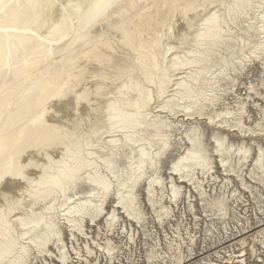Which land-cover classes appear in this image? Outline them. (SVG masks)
Masks as SVG:
<instances>
[{
    "label": "bare ground",
    "instance_id": "obj_1",
    "mask_svg": "<svg viewBox=\"0 0 264 264\" xmlns=\"http://www.w3.org/2000/svg\"><path fill=\"white\" fill-rule=\"evenodd\" d=\"M129 3L146 28L108 22ZM100 24L129 58L95 53ZM263 196L264 0H0V264H125L137 239L150 264H246Z\"/></svg>",
    "mask_w": 264,
    "mask_h": 264
},
{
    "label": "rangeland",
    "instance_id": "obj_2",
    "mask_svg": "<svg viewBox=\"0 0 264 264\" xmlns=\"http://www.w3.org/2000/svg\"><path fill=\"white\" fill-rule=\"evenodd\" d=\"M129 5V6H128ZM123 7V8H122ZM122 7H119L118 8V11H116V14L114 15L115 16V18L112 16V17H110V18H112V20H114V21H112L110 18V20L112 21H110L109 19V21L108 22H110L111 24L113 23L114 24V22L116 23V21L118 20V19H121V18H123V17H126V19H125V22H126V25H128V26H130V28H131V30L132 29H134L133 31H135V27H134V25L136 24H138V27H140L141 28V26H143L144 28H146L145 27V24L144 23H142V21H141V19H139L140 18V16H136L135 17V24L133 25L131 22L132 21H130V18H128L129 17V15L131 14V15H133V13H131V7H132V5H130V3L129 4H125V5H123ZM122 9V10H121ZM119 11H120V13L122 14H120L119 13ZM129 12V13H128ZM2 13H4V12H2ZM119 14V15H118ZM117 15V16H116ZM116 18H118V19H116ZM138 21V22H137ZM155 23V22H154ZM99 28H97V30L98 31H96V32H94V37H96L98 34H100V35H98V37H97V39H99V41L97 42H93V44H92V46L94 47V46H96V50H95V53L98 51V49H100V50H105L106 49V52H108L111 56L114 54V57H118V56H120V58H129V55H132V53H129V55H127V56H123L122 54H120V53H118V50L116 49V51H115V49L112 51V52H110V48L108 47L109 46V42L110 43H112L113 42V44L118 48H120V49H123V46L121 47V43L119 42L120 40V38L119 39H117V38H113V35H112V33H111V31L108 29V28H106V27H104L103 26V24H100V26H98ZM109 27H110V25H109ZM134 27V28H133ZM142 27V29H144ZM100 28L102 29L101 31H100ZM106 28V29H105ZM112 28V27H111ZM5 30V29H4ZM107 30V31H106ZM109 30V31H108ZM112 30L114 31V32H116L118 35H121V30H119V27H115V26H113V28H112ZM116 30V31H115ZM107 32V33H106ZM95 33H97V35L95 34ZM102 33V34H101ZM104 34V35H103ZM111 34V35H110ZM106 36V37H105ZM110 38V39H108V38ZM133 37H134V40L135 39H137L136 38V35H133ZM105 38V39H104ZM112 38V39H111ZM107 39V40H106ZM113 40V41H112ZM112 41V42H111ZM116 41V42H115ZM100 42V43H99ZM101 42L103 43V44H101ZM106 42V43H105ZM118 42V43H117ZM98 43V44H97ZM120 43V44H119ZM90 44V43H89ZM98 47V48H97ZM103 47H106V48H103ZM108 48H109V50H108ZM114 48V47H113ZM118 48V49H119ZM129 49V48H128ZM85 52H86V48H85ZM115 52H116V54H115ZM91 53L92 52H90V53H87V55L89 56V58H91ZM22 54V53H21ZM30 54V53H29ZM117 54H120V55H117ZM28 55V54H27ZM51 55H49V56H47V58H51L50 57ZM86 57V54L84 55V53H83V55L81 54L80 55V53H78L77 54V56H76V58H83V61L82 62H84V58ZM98 56H94L93 58H97ZM113 57V56H112ZM23 58V57H22ZM98 58H100V57H98ZM48 61H49V59L48 60H46V63H48ZM53 60H50V62H52ZM18 63V62H17ZM45 62L44 63H42L41 65L43 66V64L45 65L46 64ZM105 65V67H107V65L106 64H104ZM56 68H58V69H56V71H61V70H63V71H65V70H68V69H70L69 67H60V66H58V67H56ZM72 72V73H71ZM65 73H69L68 71L67 72H65ZM64 72H62L61 74H57V72H56V74L54 75H51V77L52 78H56V79H58L59 80V77L60 76H64V75H66ZM70 73L71 74H73V70H71L70 71ZM76 74V73H75ZM90 74L91 73H89V74H84V76H82L81 78L80 77H76V79H81L82 81L81 82H79V83H82L83 81H85V80H87L88 78H89V76H90ZM251 77H249V78H253V79H256L257 78V75H259V72H258V67L257 66H255L254 68H252L251 69ZM54 76H56V77H54ZM85 76L87 77V79H85ZM84 78V79H83ZM249 78L247 77V76H242L241 77V81H244V82H246V81H248L249 80ZM68 79V80H67ZM67 81L66 82H63L62 83V81H60V83L61 84H59L58 85V83H57V86H58V88H59V91L57 92V94L59 95V97H58V99L56 98L54 101L55 102H57V101H59V102H64V98H62L61 97V95H63V93H64V95L66 94V93H68V92H70L69 94H70V96H72V95H78V97H79V94L78 93H76L77 91H75V90H78L77 88H78V85H79V83H73L72 81H69V78L67 77ZM248 79V80H247ZM51 81V83H52V81L53 80H50ZM70 82V83H69ZM49 83V81H47L45 84H48ZM73 83V84H72ZM76 84V85H75ZM76 87H75V86ZM46 87H49V85H45ZM61 86V87H60ZM50 87H53V86H50ZM76 88V89H75ZM75 91V92H74ZM60 92V93H59ZM88 92V93H87ZM87 92H84V93H82L80 96H82V97H80V98H85V96H87L89 93V95L88 96H91V91L89 92V90L87 91ZM85 94V95H84ZM61 97V98H60ZM41 98H43V97H41ZM88 98V97H87ZM46 100V99H45ZM65 101H72V100H68V98H66L65 99ZM58 102V103H59ZM52 103H54V102H52ZM51 103V104H52ZM32 104H34V103H31V105ZM63 103H61L60 105H62ZM41 105V104H40ZM43 105V104H42ZM41 105V106H42ZM44 106V105H43ZM38 108H40V106H37ZM34 110V106L32 107L31 106V110ZM32 110V111H33ZM49 147H51V146H46L45 148H49ZM176 152H173L172 154H170L169 155V158H168V160L166 161V162H164L163 163V165H164V167H163V170H166V167H167V165H168V161L173 157V155L175 154ZM244 194L245 195H247L248 193L247 192H245L244 191ZM251 198V197H250ZM261 200H263V202H262V204L264 203V196H263V199H261ZM248 203V202H247ZM251 204V205H250ZM250 204L248 205V206H245L244 208H248V212L247 211H245L244 209L242 210V208L240 207L239 209H240V211H241V213L240 214H237V217H249V218H251V220L252 221H254L253 219H254V215H253V207L254 208H257V204L256 203H254V202H252V200H251V202H250ZM200 206H197V209H196V212L198 213V214H200ZM231 216V215H230ZM230 216H228V218H226V222H227V224H228V228H229V230H228V232H230V231H232V230H234V224L236 223L235 222V220L233 219V218H230ZM188 220V221H187ZM187 220L185 219V222L186 223H188V224H191V215H188L187 216ZM234 221V222H233ZM252 221H249L248 223H250V222H252ZM165 222H167V221H165ZM217 225H218V228H219V225L221 226V223L218 221L217 222ZM239 226V225H238ZM166 227H167V229H168V231H170V227L168 226V225H166ZM223 230L222 228H219V230ZM258 229H260V228H256V229H254L251 233H253L254 231H256V230H258ZM197 230V229H196ZM159 231L161 232V234H162V229L159 227ZM250 233V232H249ZM246 235V234H245ZM113 236V239L114 240H117L118 241V237L116 236V235H112ZM210 238H211V240H210ZM238 238H236V239H234V240H237ZM138 240V245L137 246H135V245H133L132 246V248H127L126 249V252L125 253H123V254H121V256L122 257H124L125 255H129V256H131V258H133L131 261H128L127 259H125V264H150V262H148V261H146L145 259H144V255H145V246L144 245H142L141 243H140V239H137ZM212 240H214V237L212 236H207L206 237V242H210V241H212ZM233 240V241H234ZM249 240V239H248ZM149 241H150V239H149ZM233 241H230V242H227V243H224V244H222L221 246H219V247H217V248H215L214 250H218V249H220L221 247H224V246H227V245H229L231 242H233ZM202 245V244H201ZM195 247V246H194ZM255 248L257 249L256 250V252L253 254V253H251V251H250V245H249V242H247V244L245 245V248H243V249H245V253H246V255L244 256V258L246 259V264H264V245H261L260 243H255ZM234 252H232V249H230V251L229 252H221L220 253V256H218V257H214V256H212V259H213V261L212 262H216L215 260H217V262H222V263H220V264H236V263H234V262H232V261H235V256L236 255H238V254H242V248H241V246H239V245H237V246H235L234 248ZM214 250H210L208 253H213L214 252ZM222 251V250H221ZM214 255V254H213ZM202 256H204V254L203 255H200V256H197L196 258H194V259H192L191 261H196V260H198L200 257H202ZM119 257H120V254H119ZM230 257H232V259H230V260H228V258H230ZM237 259V258H236ZM145 260V261H144ZM127 262V263H126ZM53 263V262H52ZM190 263H192V262H190ZM54 264V263H53ZM55 264H59L58 262H56L55 261ZM193 264H194V262H193ZM201 264H204V263H201Z\"/></svg>",
    "mask_w": 264,
    "mask_h": 264
}]
</instances>
